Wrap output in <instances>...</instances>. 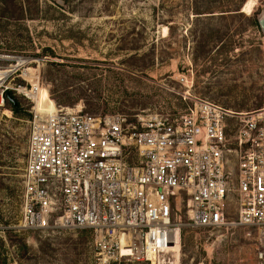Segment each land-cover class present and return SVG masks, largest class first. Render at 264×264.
Segmentation results:
<instances>
[{
	"label": "rangeland",
	"instance_id": "rangeland-1",
	"mask_svg": "<svg viewBox=\"0 0 264 264\" xmlns=\"http://www.w3.org/2000/svg\"><path fill=\"white\" fill-rule=\"evenodd\" d=\"M247 1L0 0V70L24 61L0 83V264H95L89 230L16 228L34 105L17 89L36 80L38 111L47 97L130 119L182 111L187 91L233 113L264 107V0L250 10ZM228 121L232 134L237 121ZM236 200L231 193V213ZM182 222L180 264H257L249 228L193 227L184 210Z\"/></svg>",
	"mask_w": 264,
	"mask_h": 264
},
{
	"label": "built area",
	"instance_id": "built-area-1",
	"mask_svg": "<svg viewBox=\"0 0 264 264\" xmlns=\"http://www.w3.org/2000/svg\"><path fill=\"white\" fill-rule=\"evenodd\" d=\"M23 95L34 105L18 230H89L95 264H180L184 210L193 227L249 228L264 264V107L233 113L187 91L182 111L130 119L83 104L43 113Z\"/></svg>",
	"mask_w": 264,
	"mask_h": 264
},
{
	"label": "bare ground",
	"instance_id": "bare-ground-1",
	"mask_svg": "<svg viewBox=\"0 0 264 264\" xmlns=\"http://www.w3.org/2000/svg\"><path fill=\"white\" fill-rule=\"evenodd\" d=\"M253 3H254L253 0H248L246 2L245 9H247V10L249 9L250 10L252 8V4ZM167 31H168V28L167 27H164V32L166 33ZM17 63L18 64L15 65V66L14 65H10V66H7V68H5V69L0 70V83H3L11 75L12 72H14L19 66L23 65L24 64V61H23V59L20 58V59H18ZM24 75L31 82L34 79L38 78L37 77V71L36 70H33L31 68L25 69L24 70ZM35 81L33 82V89L32 90H29L28 88H22V87H20L18 89V91L20 93L26 94L27 96L32 95L33 98H34V100H36L37 99V91H38V90H36V87H38V84ZM38 108L43 113L51 112V111H53V110L56 109V104H55V102L52 99L47 98V97H44L41 100V102L39 103Z\"/></svg>",
	"mask_w": 264,
	"mask_h": 264
},
{
	"label": "trees",
	"instance_id": "trees-1",
	"mask_svg": "<svg viewBox=\"0 0 264 264\" xmlns=\"http://www.w3.org/2000/svg\"><path fill=\"white\" fill-rule=\"evenodd\" d=\"M240 9V6L237 8V9H235V10H239ZM227 11H230V10H227ZM4 96H5V98L8 100V101H10V96H9V91L8 90H6V91H4ZM12 104H13V109L14 110H17L18 109V107H17V103L15 102V101H12Z\"/></svg>",
	"mask_w": 264,
	"mask_h": 264
},
{
	"label": "water",
	"instance_id": "water-1",
	"mask_svg": "<svg viewBox=\"0 0 264 264\" xmlns=\"http://www.w3.org/2000/svg\"><path fill=\"white\" fill-rule=\"evenodd\" d=\"M261 25L264 27V19L261 20Z\"/></svg>",
	"mask_w": 264,
	"mask_h": 264
}]
</instances>
